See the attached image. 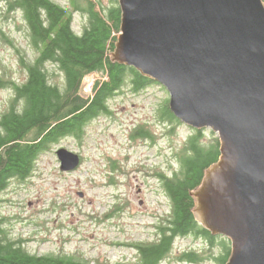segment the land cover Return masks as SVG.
<instances>
[{
	"label": "rangeland",
	"instance_id": "obj_1",
	"mask_svg": "<svg viewBox=\"0 0 264 264\" xmlns=\"http://www.w3.org/2000/svg\"><path fill=\"white\" fill-rule=\"evenodd\" d=\"M53 1L72 10V28L80 34L86 13L74 9L70 0ZM7 2L0 0V116L15 97L8 82L21 83L26 77L19 55L30 60L35 55L21 12L8 10ZM47 67L49 82L61 86L63 73L52 64ZM95 77L85 76L83 84ZM84 85L83 93L90 94ZM167 99V90L158 83L136 92L126 80L108 98V113L89 120L81 138L62 137L39 155L29 177L10 178L0 192V228L6 237L38 255L142 264L136 245L158 239L157 226L170 209L159 174L171 176L179 168L177 153L194 129L161 118ZM139 129L148 135L136 136ZM201 130L202 142L217 137L210 128ZM60 147L81 156L76 169L60 170L55 153ZM215 241L210 245L193 233L178 236L167 256L155 264H216L219 238ZM191 250L202 259H180Z\"/></svg>",
	"mask_w": 264,
	"mask_h": 264
},
{
	"label": "water",
	"instance_id": "obj_2",
	"mask_svg": "<svg viewBox=\"0 0 264 264\" xmlns=\"http://www.w3.org/2000/svg\"><path fill=\"white\" fill-rule=\"evenodd\" d=\"M111 60L162 85L174 117L217 134L191 191L194 219L230 242L225 264H264V1L117 0ZM63 172L81 156L55 151Z\"/></svg>",
	"mask_w": 264,
	"mask_h": 264
},
{
	"label": "trees",
	"instance_id": "obj_3",
	"mask_svg": "<svg viewBox=\"0 0 264 264\" xmlns=\"http://www.w3.org/2000/svg\"><path fill=\"white\" fill-rule=\"evenodd\" d=\"M70 2L74 9L82 10L87 16L80 34L72 28V10L53 0L7 2L8 10L21 12L35 55L30 60L20 54L19 64L26 72L25 80L8 82L15 97L0 116V192L7 187L10 178L29 177L39 155L62 137L81 138L89 120L108 113V98L126 80L136 92L156 83L132 66L111 60L110 53L120 31L121 10L117 0H87L86 4L80 0ZM48 64L63 73L61 86L49 82ZM88 75L96 77L92 81L91 93L84 94L83 80ZM161 118L171 123L178 121L168 107V99L161 108ZM135 135L148 134L139 129ZM201 139L202 130L193 129L177 153L179 168L171 176L159 174L170 199V209L157 226L158 239L136 245L142 264L158 263L170 252L176 237L189 233L204 237L210 245L219 238L220 251L214 257L216 264H225L230 256L229 240L211 235L192 214L194 199L190 193L201 184L208 166L219 157L218 138L209 142ZM201 257L193 250L180 255V259L195 263ZM0 264L107 263L79 260L71 255L29 253L16 241L7 238L0 228Z\"/></svg>",
	"mask_w": 264,
	"mask_h": 264
},
{
	"label": "built area",
	"instance_id": "obj_4",
	"mask_svg": "<svg viewBox=\"0 0 264 264\" xmlns=\"http://www.w3.org/2000/svg\"><path fill=\"white\" fill-rule=\"evenodd\" d=\"M91 85H92V82H90V83H86L85 85H84V90L86 91V92H90L91 91Z\"/></svg>",
	"mask_w": 264,
	"mask_h": 264
},
{
	"label": "flooded vegetation",
	"instance_id": "obj_5",
	"mask_svg": "<svg viewBox=\"0 0 264 264\" xmlns=\"http://www.w3.org/2000/svg\"><path fill=\"white\" fill-rule=\"evenodd\" d=\"M85 4L87 3V0H84Z\"/></svg>",
	"mask_w": 264,
	"mask_h": 264
}]
</instances>
